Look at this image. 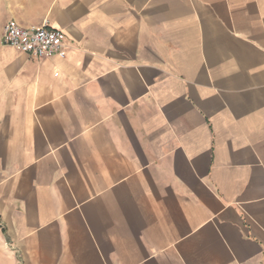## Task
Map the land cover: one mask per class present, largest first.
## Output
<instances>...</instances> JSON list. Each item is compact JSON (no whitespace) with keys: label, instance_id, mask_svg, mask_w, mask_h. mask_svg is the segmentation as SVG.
Segmentation results:
<instances>
[{"label":"crops","instance_id":"0c3cea01","mask_svg":"<svg viewBox=\"0 0 264 264\" xmlns=\"http://www.w3.org/2000/svg\"><path fill=\"white\" fill-rule=\"evenodd\" d=\"M64 56L0 45V264H264V0H0Z\"/></svg>","mask_w":264,"mask_h":264},{"label":"built area","instance_id":"2783aa9c","mask_svg":"<svg viewBox=\"0 0 264 264\" xmlns=\"http://www.w3.org/2000/svg\"><path fill=\"white\" fill-rule=\"evenodd\" d=\"M0 45L14 46L34 58L64 56L66 49L62 30L50 26L46 20L33 27L22 26L14 19L6 20Z\"/></svg>","mask_w":264,"mask_h":264}]
</instances>
